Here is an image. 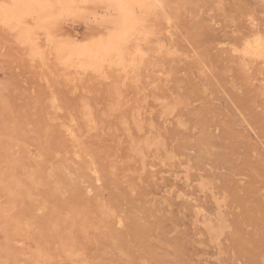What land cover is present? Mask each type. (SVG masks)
I'll return each mask as SVG.
<instances>
[{"label":"rangeland","instance_id":"1","mask_svg":"<svg viewBox=\"0 0 264 264\" xmlns=\"http://www.w3.org/2000/svg\"><path fill=\"white\" fill-rule=\"evenodd\" d=\"M263 45L264 0H0V264H264Z\"/></svg>","mask_w":264,"mask_h":264},{"label":"bare ground","instance_id":"2","mask_svg":"<svg viewBox=\"0 0 264 264\" xmlns=\"http://www.w3.org/2000/svg\"><path fill=\"white\" fill-rule=\"evenodd\" d=\"M24 3H25V1H24ZM28 13H29V12H28ZM30 14H31V12H30ZM49 14H50V13H49ZM33 15H34V14H33ZM31 16H32V15H31ZM31 16H30V17H31ZM36 16H37V15H36ZM42 18H43V17H42ZM30 19H31V18H30ZM39 20H41V19L39 18ZM53 21H54V19H53ZM29 22H30V21H29ZM45 22H47V21L45 20ZM39 23H40V22H39ZM51 23H52V22H51ZM51 23H50V24H51ZM53 23H54V22H53ZM33 24H34V23H33ZM42 24H43V23H42ZM42 24H41V26H42ZM38 25H39V24H38ZM52 25H53V24H51V26H52ZM39 26H40V25H39ZM44 26H45V25H44ZM54 26H55V25H54ZM58 26H59V25H58ZM35 27H36V26H35ZM35 27H34V28H35ZM48 27H50V26H48ZM60 27H61V26H60ZM53 28H54V27H53ZM53 28H52V29H53ZM56 28H58V27H56ZM44 29H46V27H44ZM54 30H55V29H54ZM103 30H104V29H103ZM103 30H102V31H103ZM110 30H111V29H110ZM46 31H48V30H46ZM52 31H53V30H51V32H52ZM97 31H98V30H97ZM97 31H96V32H97ZM51 32H50V34H51ZM56 32H57V31H56ZM56 32H55V33H56ZM58 32H59V31H58ZM100 32H101V30H100ZM59 33H60V32H59ZM94 33H95V32H94ZM90 34H91V33H90ZM90 34H89V35H90ZM102 34H103V33H102ZM52 35H53V34H52ZM56 35H58V34L56 33ZM59 37H60V36H59ZM92 37H93V36H92ZM92 37H91V39H92ZM43 38H44V37H43ZM258 38H259V37H258ZM49 39H50V38H49ZM49 39H48V41H50ZM55 39L58 40V39H59L58 36H57V38H55ZM255 39H256V38H255ZM53 41H54V43L56 42L55 40H53ZM249 41H250V40H249ZM85 42H86V41H85ZM96 42H97V41H96ZM250 42H251V41H250ZM45 43H46V42H45ZM51 43H52V42H51ZM51 43H50V44H51ZM248 43H249V42H248ZM261 43H262V42H260V41H258V40H254V42H252L249 46H247V47H245L244 49H242V52H243L244 54H246V55H248V54L253 55V56L259 55V54L261 53ZM89 44H90V43H89ZM47 45H48V43H47ZM263 46H264V45H263ZM59 47H60V46H59ZM25 48H26V47H25ZM52 48H53V47H52ZM87 48H88V47H87ZM96 48H97V47H96ZM26 49H27V48H26ZM49 49H51V47H50ZM61 49H62V48H61ZM90 49H91V48H90ZM65 51H66V50H65ZM28 53H29V55L32 54L31 51L28 52ZM51 53H53V51H52ZM58 53H59V51L56 52L55 54H58ZM60 53H61V52H60ZM63 53H64V52H63ZM26 54H27V53H26ZM48 54H49V53H48ZM51 55H52V54H51ZM51 55H50V56H51ZM53 55H54V54H53ZM59 55L61 56L62 54H59ZM59 55H57V56H59ZM46 56H47V55H46ZM60 56L57 57V60H59V61L61 60V59H60ZM63 56H64V55H63ZM46 58H47V57H46ZM52 58H53V56H52ZM54 58H55V57H54ZM64 58H66V57H64ZM113 58H114V57H113ZM51 60H52V59H50V61H51ZM114 60H115V59H114ZM55 61H56V60H55ZM60 62H62V61H60ZM112 62H113V61H112ZM112 62H111V63H112ZM50 63H51V62H50ZM59 64H60V63H59ZM59 64H58V65H59ZM63 64H64V63H63ZM88 64H89V63H88ZM90 64H91V63H90ZM51 65H53V64H51ZM51 65H50V66H51ZM55 66H56V65H55ZM61 66H62V64H61ZM118 66H119V64H118ZM61 68H62V67H61ZM114 68L116 69V67H114ZM48 69H49V68H48ZM117 69H118V68H117ZM55 70H58V68L56 67ZM95 70H96V69H95ZM109 70H110V69H109ZM58 72H59V71H58ZM60 72H61V70H60ZM97 72H98V71H97ZM112 72H113V71H112ZM112 72H110V73L112 74ZM116 72H117V71H116ZM62 73H63V72H62ZM117 74H118V73H117ZM118 75H119V74H118ZM59 77H60V76H59ZM118 79H119V77H118ZM109 82H110V81H109ZM112 85H113V84H112ZM129 85H130V84H129ZM113 86H114V85H113ZM116 87H117V86H116ZM116 87H115V88H116ZM130 87H131V86H130ZM108 88H109V87H107V89H108ZM111 89H113V92L111 91V92H112V96H113V93H114L116 90L114 89V87H112ZM106 93H107V92H106ZM110 94H111V93H110ZM109 97H110V96H109ZM114 97H115V95H114ZM116 98H117V97H116ZM117 99H118V98H117ZM109 100H110V99H109ZM128 100H129V99H128ZM112 101H115V99L113 98V99L111 100V103H112ZM119 101H120V99H119ZM81 102L83 103V101H81ZM115 102H116V101H115ZM84 103H85V104H82V105H83L82 108H83V112H84V114H86V113H87V114H90V113H89V112H90V111H89V105H88L86 102H84ZM117 103H118V102H117ZM163 103H164V101H163ZM82 105H80V106H82ZM111 105H113V104H111ZM128 105H129V104H128ZM168 106H169V104H168ZM168 106H167V107H168ZM174 106H175V105H174ZM169 107H170V106H169ZM75 108H76V107H75ZM113 108H114V107H113ZM115 108H116V107H115ZM130 108H131V107H130ZM163 108H165V107H163ZM90 109H91V108H90ZM111 109H112V108H111ZM166 109H168V108H166ZM169 110H170V109H169ZM116 111H118V110L116 109ZM116 111H115V112H116ZM164 111L167 112V110H164ZM170 111H171V110H170ZM118 112H119V111H118ZM84 114H82V115H84ZM87 114H86V115H87ZM88 117H89V116H88ZM88 117H87V118H88ZM86 120H87V119H86ZM90 120H91V119H90ZM71 129H72V128H71ZM91 129H92V128H91ZM69 131H70V130H69ZM152 131H153V130H152ZM72 134H74V132H73ZM71 136H72V135H71ZM148 139H149V138H148ZM148 139H147V140H148ZM150 139H151V138H150ZM145 140H146V138H145ZM145 140H144V142H145ZM147 140H146V141H147ZM153 140H155V139H153ZM157 141H158V140H157ZM157 141H156V143H157ZM141 142H142V141H141ZM142 143H143V142H142ZM149 143H151V141H148V142L146 143V145L149 144ZM152 143H153V142H152ZM159 143H160V142H159ZM154 144H155V142H154L153 144H151V145H153V147H154ZM81 145H82V144H81ZM142 145H143V144H142ZM147 146H150V145H147ZM156 146H157V145H155V147H156ZM82 149H83V148H82ZM257 162H258V161H257ZM247 213H248V212H247ZM103 215H104V214H103ZM250 216H251V215H250ZM257 216H258V215H257ZM223 226H224V225H223ZM216 233H217V232H216ZM261 243H262V242H261ZM260 245H261V244H260Z\"/></svg>","mask_w":264,"mask_h":264}]
</instances>
